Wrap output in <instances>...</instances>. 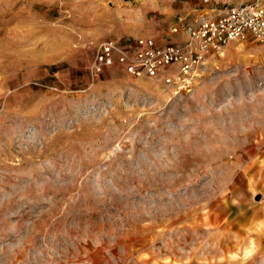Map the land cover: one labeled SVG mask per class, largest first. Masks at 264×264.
Returning a JSON list of instances; mask_svg holds the SVG:
<instances>
[{"label": "rangeland", "instance_id": "rangeland-1", "mask_svg": "<svg viewBox=\"0 0 264 264\" xmlns=\"http://www.w3.org/2000/svg\"><path fill=\"white\" fill-rule=\"evenodd\" d=\"M202 6L0 0V264H264L255 39L210 54L176 94L117 63L89 73L109 40L183 43L171 29Z\"/></svg>", "mask_w": 264, "mask_h": 264}, {"label": "built area", "instance_id": "built-area-1", "mask_svg": "<svg viewBox=\"0 0 264 264\" xmlns=\"http://www.w3.org/2000/svg\"><path fill=\"white\" fill-rule=\"evenodd\" d=\"M209 2L202 0L203 6L192 23L178 18L171 29L173 35L184 36L183 43L157 45L152 38L140 37L130 49L109 40L95 51L89 73L98 75L117 63L136 79L161 78L164 88L176 94L190 91L206 58L219 54L229 44L250 35L264 49V0L230 5L218 13Z\"/></svg>", "mask_w": 264, "mask_h": 264}, {"label": "crops", "instance_id": "crops-1", "mask_svg": "<svg viewBox=\"0 0 264 264\" xmlns=\"http://www.w3.org/2000/svg\"><path fill=\"white\" fill-rule=\"evenodd\" d=\"M176 9V8H175ZM188 7H186V6H183V7H179V8H177L176 9V11L178 12L179 11V13H182V15H187L188 14ZM144 35H146L147 37L149 36V35H147V34H144ZM157 38V37H156Z\"/></svg>", "mask_w": 264, "mask_h": 264}]
</instances>
